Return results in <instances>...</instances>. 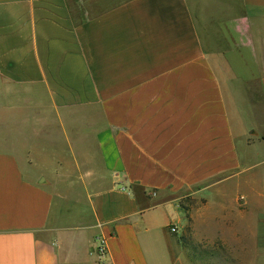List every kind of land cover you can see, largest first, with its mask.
<instances>
[{
  "label": "crops",
  "instance_id": "obj_1",
  "mask_svg": "<svg viewBox=\"0 0 264 264\" xmlns=\"http://www.w3.org/2000/svg\"><path fill=\"white\" fill-rule=\"evenodd\" d=\"M227 183L243 245L264 0H0V264H188L180 203Z\"/></svg>",
  "mask_w": 264,
  "mask_h": 264
},
{
  "label": "rangeland",
  "instance_id": "obj_2",
  "mask_svg": "<svg viewBox=\"0 0 264 264\" xmlns=\"http://www.w3.org/2000/svg\"><path fill=\"white\" fill-rule=\"evenodd\" d=\"M220 190L222 200L186 199L180 203L185 215L172 235L183 248L188 264H264V201L253 197L252 211L242 220L247 234L241 245L237 242L236 216L247 206L237 198L234 183L224 184Z\"/></svg>",
  "mask_w": 264,
  "mask_h": 264
},
{
  "label": "built area",
  "instance_id": "obj_3",
  "mask_svg": "<svg viewBox=\"0 0 264 264\" xmlns=\"http://www.w3.org/2000/svg\"><path fill=\"white\" fill-rule=\"evenodd\" d=\"M169 232L171 234H175L176 233V227L170 226ZM95 254H96L98 260L102 261L103 259H105L106 255H107V249H106L104 240H99L97 242V245L95 248Z\"/></svg>",
  "mask_w": 264,
  "mask_h": 264
}]
</instances>
